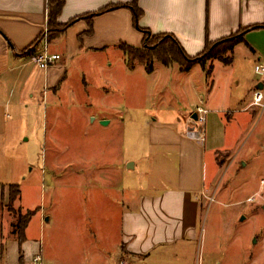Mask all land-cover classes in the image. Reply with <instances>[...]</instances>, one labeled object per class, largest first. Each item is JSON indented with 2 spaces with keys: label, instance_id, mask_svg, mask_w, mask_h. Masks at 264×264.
I'll return each instance as SVG.
<instances>
[{
  "label": "crops",
  "instance_id": "crops-1",
  "mask_svg": "<svg viewBox=\"0 0 264 264\" xmlns=\"http://www.w3.org/2000/svg\"><path fill=\"white\" fill-rule=\"evenodd\" d=\"M130 1L64 0L58 21L64 23L108 5ZM136 2L141 10L136 26L127 7L80 18L48 41L49 52L58 53L60 58L46 68H39L22 52L46 31V0H0V57L7 58L0 78L4 75L14 86L21 83L20 96L26 95L29 102L38 103L34 96H40L41 102L50 103L56 110L77 83L79 88L85 86L86 64H92L103 77L104 70H107L104 65H111L110 59L115 52V59L119 61L117 64L124 63L127 69L117 44L124 42L139 46L143 37L139 28H145L151 34L173 35L183 51L194 56L206 42L253 26L245 31L243 41L234 46L229 63L217 61L219 64H215L209 60L208 66L205 64L206 69L210 66L208 73L199 63L192 64L186 71L180 70L177 65L161 64L164 69L153 64L151 72H157L164 80L157 79L156 85L166 88L169 78L176 94L178 90L186 92L182 99L183 110H169V120L156 127L162 138L153 140V146L160 147L159 150L172 151L176 162L174 168H169L170 174L166 171L169 164L167 167L164 164V154H159V164L152 166L154 176H147L150 180L134 185L124 181L128 168L136 166L134 161L125 166L128 159H44L40 165L41 175L45 177L49 174L58 179L72 174L71 180L79 181L80 190L76 196L72 194L74 197L65 198L67 227L64 238L58 236L48 240L49 229L45 225L51 223L53 214L50 211L56 206L48 209L40 204L24 227L21 243L12 233L13 218L7 220L4 217L2 208L7 207L8 184L1 186L0 264H183L182 256L177 253L186 252L196 244L199 237V199L206 194L207 182H212L211 178L208 180L205 160L210 156L212 162L216 160L217 163V153L228 148L227 133H235L250 115L257 113L258 107L251 104V96L262 81L257 65H264V1ZM241 46L248 51L244 54L247 64L237 63L241 56L235 55V50ZM81 62L85 64L77 67L76 64ZM73 68L79 70L80 78L76 79V84L68 75ZM195 70L198 73L193 74ZM86 98L90 99L89 96ZM4 102L0 101V132L5 130L4 110L7 106ZM197 107L206 110L202 124L197 122ZM58 112H55L56 115ZM113 113L97 118L106 119L109 124L112 117L118 118L115 115L117 110ZM199 130L197 136L188 134V131ZM82 175L86 184H82ZM160 181H164V185ZM81 191L83 194L86 192L85 207H80ZM58 211L62 212L63 207ZM78 217L83 218L84 223H78ZM34 219L39 223L38 234L31 230ZM75 221L77 224H74ZM37 256L39 260L35 261L33 258ZM191 257L190 254L189 259ZM185 264L196 263L191 259Z\"/></svg>",
  "mask_w": 264,
  "mask_h": 264
},
{
  "label": "rangeland",
  "instance_id": "rangeland-1",
  "mask_svg": "<svg viewBox=\"0 0 264 264\" xmlns=\"http://www.w3.org/2000/svg\"><path fill=\"white\" fill-rule=\"evenodd\" d=\"M46 40L49 41L47 34ZM247 52L244 46L235 50V55L241 56L238 64H247V58L244 61ZM35 53L34 49L27 56L32 62ZM115 58L113 52L111 65H104L107 70L103 77L92 64H86V84L82 88L76 84V79L80 78L79 70H70L68 75L74 79L76 88L64 97L59 110L46 101L41 102L40 96H34L38 103L29 102L26 95L20 96L21 83L14 86L4 75L0 78V101L4 100V106H7L4 110L5 130L0 132V187L18 184L20 194L11 204L17 210L16 217L24 215L25 208L34 211L40 204L48 209L56 206L55 210H49L53 214L51 223L45 225L49 229L48 240L58 236L64 238L67 227L65 198L76 196L80 187L78 180L74 179L75 183L71 180L72 174L58 179L49 174L41 175L40 165L44 159H128L125 166H130L133 161L136 165L129 167L125 174L124 181L128 185L150 180L147 176H154L152 166L159 164V154L166 156L167 173H171L169 168H174L176 159L172 151L159 150L160 147L153 146V140L162 138L156 127L169 120L168 111L183 110L182 99L186 92L177 88V95L169 78L166 88L156 85L160 79L157 72L147 73L139 63L126 69L124 63L117 64L119 61ZM210 61L219 64L217 59ZM210 61L206 60L205 64L208 66ZM6 62L7 58L1 56L0 72L5 69ZM84 64L76 65L82 67ZM153 64L164 66L159 61ZM195 73L198 71H193ZM162 82L160 84H164ZM176 98L181 102L177 99L176 103ZM114 110H117L118 118L112 117L111 123L101 124L97 117L106 113L114 115ZM56 111H59L57 115ZM227 134L228 148L217 153L218 162H212L210 156L205 160L208 180L211 178L212 182H207L206 194L199 199L198 240L186 252L177 253L182 256L183 264L191 259L196 264H264V211L261 208L264 202V184L261 185L264 180V110L257 108V113L250 115L235 133ZM81 180L86 184L83 175ZM160 184L164 185V181ZM80 195V207H85L86 192L81 191ZM62 200L64 202L59 206ZM61 207L62 212L58 211ZM2 210L4 217L10 220L12 216L7 207ZM36 220L31 223V230L38 234ZM77 220L84 223L81 217Z\"/></svg>",
  "mask_w": 264,
  "mask_h": 264
},
{
  "label": "trees",
  "instance_id": "trees-1",
  "mask_svg": "<svg viewBox=\"0 0 264 264\" xmlns=\"http://www.w3.org/2000/svg\"><path fill=\"white\" fill-rule=\"evenodd\" d=\"M137 0H132L124 4H113L105 6L99 10L86 15L77 16L69 19L67 22L61 23L58 17L61 13L64 0H46V34L48 39L57 37L61 32L74 21L80 18H90L94 14H99L108 9H116L127 7L131 10L133 16V24L136 26L137 19L141 14V10L137 6ZM253 26L239 29L231 33L229 36L220 38L212 42H206L204 48L196 55H187L177 39L169 33L151 34L145 28H139L143 37L139 46H133L124 42L117 44L124 56L126 66L131 69L136 63L142 64L146 72H151L154 61H159L164 66L177 65L182 71L188 70L192 64L199 63L206 72L209 67L205 68L206 60L217 59L226 64L230 62V55L236 44L243 41V35L247 29ZM41 35H39L22 53L30 56L33 50L37 51L40 47ZM20 193L17 183H9L7 185V209L11 214L13 221L11 222L12 233L16 235L19 243L24 239V227L28 219L33 214L32 210H27L24 215L16 217L17 210L11 207L12 202L18 198Z\"/></svg>",
  "mask_w": 264,
  "mask_h": 264
},
{
  "label": "built area",
  "instance_id": "built-area-1",
  "mask_svg": "<svg viewBox=\"0 0 264 264\" xmlns=\"http://www.w3.org/2000/svg\"><path fill=\"white\" fill-rule=\"evenodd\" d=\"M264 1V0H263ZM41 43L39 49L36 51L35 55L33 56L32 60L35 63V65L39 68H46L49 64L55 62L57 59L60 58V55L58 53L49 52L48 49V42L46 40V31L41 34ZM257 71L262 76L261 81V88H257L253 90L252 92V100L251 104L257 106L258 108H261V110H264V65L260 64L257 65ZM197 113V122L199 124H202L204 120V114L206 110L197 107L196 110ZM200 133V130L197 132L194 131H188L189 135L197 136ZM264 184V180L261 181V185ZM249 201L252 200V198H248ZM35 261L39 260V256L33 258Z\"/></svg>",
  "mask_w": 264,
  "mask_h": 264
},
{
  "label": "water",
  "instance_id": "water-1",
  "mask_svg": "<svg viewBox=\"0 0 264 264\" xmlns=\"http://www.w3.org/2000/svg\"><path fill=\"white\" fill-rule=\"evenodd\" d=\"M258 88H261V84L258 86ZM100 123H101V124H106V123H107V120H106V119H104V120H100ZM261 208H262V210L264 211V202H263V204L261 205Z\"/></svg>",
  "mask_w": 264,
  "mask_h": 264
}]
</instances>
